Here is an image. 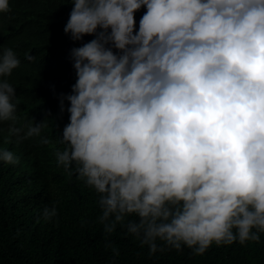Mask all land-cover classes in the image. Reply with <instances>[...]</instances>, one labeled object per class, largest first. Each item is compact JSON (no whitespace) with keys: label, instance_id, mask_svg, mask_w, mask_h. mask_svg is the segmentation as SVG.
Masks as SVG:
<instances>
[{"label":"clouds","instance_id":"obj_1","mask_svg":"<svg viewBox=\"0 0 264 264\" xmlns=\"http://www.w3.org/2000/svg\"><path fill=\"white\" fill-rule=\"evenodd\" d=\"M8 8L9 0H0V12ZM63 31L73 41L94 38L70 50L76 80L59 97L61 111L68 101L69 122L51 170L19 149L40 135L44 121L15 125L9 77L33 57L0 46V132L10 136L0 146V264H29L24 258L36 240L24 232L9 241L2 213L12 197L18 212L23 199L45 206L31 220L48 226L57 208L46 205L65 187L58 166L98 193L105 233L120 225L149 254L157 240L195 254L212 243L259 240L264 0H73ZM40 142L36 149L49 140ZM18 241L23 258L12 249Z\"/></svg>","mask_w":264,"mask_h":264},{"label":"trees","instance_id":"obj_2","mask_svg":"<svg viewBox=\"0 0 264 264\" xmlns=\"http://www.w3.org/2000/svg\"><path fill=\"white\" fill-rule=\"evenodd\" d=\"M72 6L73 0H9L8 10L0 12V46L13 48L23 58L25 53L33 57L9 79L16 95L15 125L26 127L29 123L44 121L40 135L27 138L30 145L22 142L19 149L22 148L33 164L45 170L52 169L55 151L64 147L59 139L69 122V105L65 100L61 111L59 97L70 94L76 80L70 50L94 38V35H84L79 41H73L64 33ZM145 11L141 6L134 12V32ZM42 137L49 143L36 149L44 144L40 142ZM9 138L7 130L0 132V146ZM58 168L63 173L55 167L56 179L65 187L62 191H53L56 199L46 205L55 204L57 208V216L46 226L52 230L31 220L32 211L38 213L45 206L21 199L17 201L16 212L12 197L2 213V222L6 223L4 233L9 241L21 238L24 232L32 233L36 240L35 249L24 258L29 264H264V232L260 233L259 240L244 244L212 243L203 254H195L185 245L179 250L163 246L157 240L158 250L149 254L148 246L120 225L111 234L105 233L98 220L101 214L98 193L76 173L70 175L63 167ZM17 243L12 249L23 258L27 254L25 247L20 241Z\"/></svg>","mask_w":264,"mask_h":264}]
</instances>
